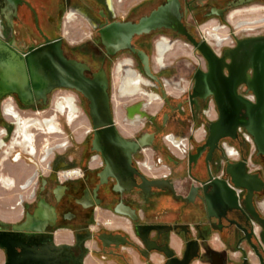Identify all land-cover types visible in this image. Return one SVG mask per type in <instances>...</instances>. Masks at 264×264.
I'll list each match as a JSON object with an SVG mask.
<instances>
[{"label": "flooded vegetation", "instance_id": "1", "mask_svg": "<svg viewBox=\"0 0 264 264\" xmlns=\"http://www.w3.org/2000/svg\"><path fill=\"white\" fill-rule=\"evenodd\" d=\"M251 1L0 0V73L14 54L44 62L0 97V231L32 229L15 264L264 261V25L195 35ZM213 179L233 193L212 197Z\"/></svg>", "mask_w": 264, "mask_h": 264}, {"label": "water", "instance_id": "2", "mask_svg": "<svg viewBox=\"0 0 264 264\" xmlns=\"http://www.w3.org/2000/svg\"><path fill=\"white\" fill-rule=\"evenodd\" d=\"M191 42L193 46L201 53V55L207 59L210 60L213 57L212 52L209 50L205 42H197L193 39H191ZM248 43L247 41H245ZM245 42H240L239 46L244 45ZM240 47L236 49V51H239ZM247 54H249L247 52ZM43 54L39 51L33 52L30 56H27L26 61L24 59L14 54L12 58H4L3 59V69H1L0 73V97L7 93L9 90L19 87L18 82L16 78L18 76H24V74L28 71L31 75V78L33 79V85L34 83L38 82L39 80V74L43 72L44 62L42 60ZM61 57V55H60ZM229 57H232V54H229ZM62 62H64L62 60ZM23 80V78H22ZM37 86V83H36ZM35 87V86H34ZM27 88H29L27 86ZM243 101L240 99L238 103V110H245L246 107L243 106ZM257 105H255L256 108H258L259 112V124L261 127L264 126V96L257 98ZM210 186L209 194L212 197H215L216 195H223L228 196L233 193L232 189L229 187L226 181L224 180H212L208 183ZM251 200V197H250ZM261 228H264V223L260 222L258 223ZM0 225L4 228L7 227L6 224L0 223ZM24 232L28 233L32 231V229L28 226V222L25 221L24 223L20 225H12L11 230L6 231H0V249L4 251L6 260L4 264H15V250H14V237L18 234V232ZM259 248V247H258ZM256 255L259 257L261 264H264V261L262 259L261 253L259 250L254 247ZM261 249V246H260ZM263 253V250H261Z\"/></svg>", "mask_w": 264, "mask_h": 264}, {"label": "rangeland", "instance_id": "3", "mask_svg": "<svg viewBox=\"0 0 264 264\" xmlns=\"http://www.w3.org/2000/svg\"><path fill=\"white\" fill-rule=\"evenodd\" d=\"M219 25H221L222 28H218ZM258 25H264V2L251 1L240 6L232 7L225 15L223 21L219 22L211 18L207 23L197 26L195 28V35L197 40H204L206 38L207 41L213 43L214 39L211 38L212 34H216L218 39H220L230 32L240 34L241 28H251ZM191 62L193 66L201 68L203 63L202 56H200L198 52H195L191 55ZM0 195H4L3 192H1ZM6 200L7 198L0 199V204H4Z\"/></svg>", "mask_w": 264, "mask_h": 264}, {"label": "bare ground", "instance_id": "4", "mask_svg": "<svg viewBox=\"0 0 264 264\" xmlns=\"http://www.w3.org/2000/svg\"><path fill=\"white\" fill-rule=\"evenodd\" d=\"M262 19V18H261ZM260 23V22H259ZM161 45V44H160ZM158 45V46H160ZM163 45V44H162ZM133 81V77L127 72L126 73V76H123L122 77V80L119 84V88H120V91H121V94H128V93H135L134 91L136 90V86H134L133 84H131ZM152 95V94H150ZM37 123L40 125V126H45L47 129H51L52 131V127L50 126L49 124V121L46 120V121H43V122H39L37 121ZM28 124V123H27ZM26 126V125H25ZM29 126V124H28ZM24 139V138H23Z\"/></svg>", "mask_w": 264, "mask_h": 264}, {"label": "crops", "instance_id": "5", "mask_svg": "<svg viewBox=\"0 0 264 264\" xmlns=\"http://www.w3.org/2000/svg\"><path fill=\"white\" fill-rule=\"evenodd\" d=\"M209 245H210L211 249H213L214 254L219 255V254L223 253L222 249L220 248V244H218V242H215L214 240H210ZM215 257H217V256H215ZM3 262H4V256L0 250V264H3Z\"/></svg>", "mask_w": 264, "mask_h": 264}, {"label": "built area", "instance_id": "6", "mask_svg": "<svg viewBox=\"0 0 264 264\" xmlns=\"http://www.w3.org/2000/svg\"><path fill=\"white\" fill-rule=\"evenodd\" d=\"M176 145V144H175Z\"/></svg>", "mask_w": 264, "mask_h": 264}]
</instances>
